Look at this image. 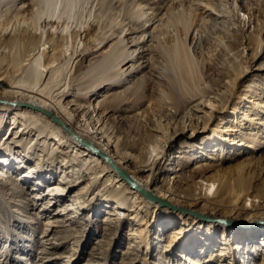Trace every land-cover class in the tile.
Segmentation results:
<instances>
[{
    "label": "rangeland",
    "instance_id": "1",
    "mask_svg": "<svg viewBox=\"0 0 264 264\" xmlns=\"http://www.w3.org/2000/svg\"><path fill=\"white\" fill-rule=\"evenodd\" d=\"M60 4L57 9L58 6L48 7L41 0H2L0 3V31L6 28L8 32L11 29L14 32L16 26H38L31 34L38 38L46 29L53 38L45 47L36 46L37 50L31 56V60L40 56L43 67L54 76L44 93L52 97L65 86L82 89L89 80L114 76L119 63L115 57L123 51L124 56L130 55L132 60L122 63L121 72L130 71L133 67L135 70L127 82L106 85L90 101L85 95L79 98L69 96L66 101L98 106L106 132L119 151L135 157L131 161L132 168L140 166V155L146 150L144 144L151 141L159 143L160 139L149 136L145 123V120L156 119V125L161 123L169 135L176 131L184 133L180 134L178 141L184 152L175 153L178 157L165 165L158 180L159 187L170 194L171 199L186 201L198 209L204 208L188 198L201 191L191 179L198 178L205 169L195 168V165L209 162L210 156H214L216 162L212 174L231 177L233 183L244 178L254 193H264L261 191L264 189V143L256 149L248 147L237 152L229 144L214 141L203 144L204 139L210 136L208 131L199 134L196 141L190 138L198 129L217 125L219 120L213 122L215 112L211 107L215 105L223 109L235 94L261 97L260 101H264V70L257 69L264 66V0H61ZM148 18L152 20L147 22ZM136 21L143 25L141 30L126 35L127 28H139ZM5 35L14 37L12 33ZM151 35L153 41H146ZM124 37L130 41L128 46L120 42ZM125 47L128 52L123 50ZM53 48L58 52L55 60H52V52L56 51ZM5 56L6 62H3ZM9 59L0 52V93L13 86L12 75L15 73L7 65ZM181 60L185 68H182ZM82 64L83 71L96 66L86 76V82L83 78L86 73L79 74L78 71ZM158 67L168 68L170 74H164L165 77L179 87L172 95L167 83L156 78L159 76L156 72ZM244 74L248 76L236 89L237 78ZM105 93L125 96L121 97L122 105L121 100L116 99L100 103L101 95ZM243 110L252 113L247 107ZM229 119L232 117L227 115L225 122ZM8 123L0 134L1 141H4ZM261 129L257 135L249 134L250 129H243L242 134L236 133V137H256L258 141H264V127ZM148 152L153 155V151ZM23 154L14 155L18 156V163H13V167H0L3 174L0 179V264L182 263L180 257L175 258L167 252L172 239L171 228L159 224L161 221L156 210L140 209V205L146 203L145 195L143 199L134 197L127 210H119L115 202L108 204L101 197L92 199V195H87L92 186L91 179L86 177L58 203L53 194L45 200L35 199L61 182L60 179L64 180L62 186L67 188L79 173L72 175V168L64 166L61 158L55 163L47 162L44 167L51 170L42 176L37 171L31 173V167H35L38 158L32 155L29 160ZM3 158L5 162L11 159L8 155L0 156ZM27 172L35 177L30 183L21 180L28 178L25 177ZM148 173L143 172L142 176L146 177ZM108 187L110 190L113 188ZM214 191L215 188L209 189V196L214 197ZM260 196L246 197L243 200L246 209L251 210L253 203H261ZM88 197L90 200L83 208L81 201ZM35 201L39 205L33 208ZM71 206L74 207L72 210L69 209ZM114 210L122 214H113ZM242 212L231 214V217L244 220L253 216L246 210V213ZM215 213L223 216L231 212L227 205ZM195 215L204 220L210 218L200 213ZM140 217L145 223L138 222ZM58 219L60 221H55ZM189 222L172 228H183L179 229L182 231L190 227L186 247L190 248L188 254L194 261L209 258L212 253L209 249H220L224 239L228 238L230 247L233 244L239 246L231 249L240 257L237 264H264V248L262 252L256 248L257 242L264 239V231L251 237L250 240L256 242L250 248L247 247L249 238L235 231L228 234L220 231L213 246L199 248L196 233L199 230V236L209 235V223L202 222L201 226L191 223L193 220ZM232 223L228 228L244 227L240 222ZM131 243L135 245L133 253L129 259L123 260L121 252ZM226 264H235V260L228 259Z\"/></svg>",
    "mask_w": 264,
    "mask_h": 264
},
{
    "label": "bare ground",
    "instance_id": "2",
    "mask_svg": "<svg viewBox=\"0 0 264 264\" xmlns=\"http://www.w3.org/2000/svg\"><path fill=\"white\" fill-rule=\"evenodd\" d=\"M59 1L61 0H41V2L46 3L48 7L58 6L57 9L61 6V4L59 5ZM1 2L2 0H0V3ZM52 14L53 13H51V15ZM151 20V18H148L147 22ZM136 24L137 26L139 25V28H127L126 35L141 30L140 28H142L143 25L140 21H136ZM34 29H38V26H16L14 32H12V29L8 32L6 28L0 31V52H4L10 57L7 61V65L15 73L12 75L13 86L6 88L0 93V99L5 101L0 103V114L3 116V118L0 119V134L6 123L9 122L5 129L4 141L0 140V156L8 155L11 157V159H7L6 162L4 158L0 159V167L4 165L13 167V163H18V156L16 157L14 155L23 154L20 150L22 149L24 151L23 156L27 157L29 160L33 158L32 155L38 158L37 164L35 167H31L30 172L37 171L38 174L42 176L44 172L51 170L46 169V166L44 167L47 162L55 163L61 158V160L64 161V166L72 168V175H74V173H79V177L73 179V183L67 188L62 186L61 183L64 182V180L60 179L61 182L55 184L52 188H48L47 192L45 191L43 195L35 196V199L45 200L49 195L53 194L56 195L57 200L55 202L58 203L65 198L66 194H68L71 189L75 188L76 185L80 184L87 177L91 179L90 182L92 186L88 190L87 195H92V199L101 197L102 200L108 204L115 202L114 205L117 209L127 210L136 197L143 199L145 196L138 188L134 187L119 173V168L140 187L146 189L156 197L155 200L146 197L148 200L145 199L146 203L144 205L142 203L140 209L142 210L147 207L156 210L158 220L161 221L159 224L171 228L169 230L172 239L167 252H170L171 256L175 258L180 257L182 259V263L180 264H204L205 262H209L210 264H226L228 259L235 260V264H237L240 261V257H238L237 254L234 255V251L231 249L239 248V246L233 244L232 247H230L229 245L231 243L228 238L224 239L225 241L220 249H209L212 251L209 258L204 261H194V259L189 256L190 253L188 254V252H191L188 251L190 248L186 247L189 244L190 227L179 231V229L183 228L174 229L172 226H184L190 220H193L191 223L196 222V224L202 226V222L208 221V227H210L211 231L209 235H204L205 237L199 236L201 231L198 230L196 233L195 230L198 236L197 246L199 248L201 246H213L217 241L216 235H218L220 231L224 234L235 231L237 234L244 235L245 238H249L247 241L249 245L247 243L244 244H247V247L250 248V245H252L254 241L256 242V240H250L251 237L253 238L256 234L264 231V193L260 194L261 196L259 193H254L252 186L248 183L249 181L244 178H239L235 181V184L232 182L231 177L217 173L212 174L211 172L214 170L216 162L214 156H210L209 162L204 163V161L202 164L195 165V168L205 169V172L198 178L193 177V179H191L195 187L199 188L201 191L198 194L194 192V194L190 195L188 198L197 206L201 205L204 206V208L198 209L194 207V205L186 203V201H175L171 199L170 194L159 187L158 180L161 179L165 165L173 158L178 157L175 153L184 152L183 146L178 144L179 137L184 133L176 131L173 135H169V131L166 130L161 123H157L156 125V119L145 120L149 136H155V138L157 137V139L160 140L158 141L159 143L151 141L144 144L143 148H146V150H143L140 155L141 164L138 168L134 169L132 168L131 161L135 157L127 152L124 153L119 151L115 141L112 140L106 132L105 123H103L104 120L102 121L100 118V111L97 110L98 106H93L91 103L81 104L66 101L69 96L79 98L83 95L90 101V98L106 85H118L121 82H127L135 70L133 67L130 71L121 72L122 63L126 60H132V56H124L125 53L122 51V54L120 53L115 57L119 63L118 71L114 76L97 77L89 81H87L86 76L91 73L96 66L85 68L86 70L83 71L84 64H82L78 71L79 74L83 72L86 73L83 77L84 81H87L85 88L79 89L73 85H68L58 89V92L51 97L48 95L49 93H44V90L51 83L54 76L51 71H47L43 67L40 56H35L33 60H31V56L36 52V46L45 47L53 38L46 29L41 31V36L37 38L31 34L32 31H35ZM11 33L14 35L13 38L5 35H11ZM149 39L151 42L154 38L151 35L146 41H149ZM120 42L123 45L126 44V46L130 43L128 38L126 39L125 37L122 38ZM133 45H135V43ZM126 48L127 47L123 50L128 52ZM54 49L56 51L52 52V60L58 57L57 49L53 48V50ZM22 50L23 53L21 52ZM6 58L5 56L3 62H6ZM181 65L182 68H185L183 62ZM158 68L159 71L156 72L159 76L156 75V78H162L165 83H167L166 85L169 86L172 95L177 85L175 87V83L171 84L165 77L164 74H168L169 76V69L166 67ZM257 69L264 70V66H260ZM14 76L15 78H13ZM241 76L237 78L236 89L240 87L241 82L248 75L244 74L242 77ZM41 86L43 87L41 88ZM18 93H22V95L19 96L17 95ZM112 94L113 93H105L101 95L103 98L100 99L99 102L103 104L111 99L121 100V95ZM233 98L234 99L229 105L223 107V109L216 108L215 105L211 107L215 112L212 119L213 122L219 120L217 125H208L205 128L198 129L194 131L196 133H193V136L190 138L196 141L198 140L197 136H199V134L208 131L210 136L204 139L203 144L205 143L208 145L209 141L226 145L229 144L237 152L242 148L249 147L256 149L258 146H262L264 141H258V138L255 137L251 139L242 137L239 139L238 136L236 137V133L239 132L242 134L241 132H243V129H250L249 134L251 135H257L259 133L261 127H264V118L261 117L264 116V101H260L261 97L255 98V96L253 97L248 94H243L241 96L235 94ZM122 103L121 100L120 105H122ZM23 104L25 107H23ZM243 107L252 110V113L246 110L242 111ZM42 109L48 112H43ZM226 114L232 117L228 122H225L227 120ZM154 121L155 124L152 123ZM239 133L238 135H240ZM249 139H251V142ZM199 146L206 148L203 147L202 144H199ZM150 150L153 151V155H149L148 151ZM4 152L7 153L4 154ZM103 154L108 156L116 166L105 159ZM182 158L188 161V159ZM143 172L149 173L144 177L142 176ZM2 176L3 174L0 172V179H2ZM25 177L28 178L21 179L25 183L28 181L30 183L31 179L35 178L28 172L25 174ZM7 184L6 182L5 185ZM108 186H112L113 188L110 190ZM211 188H215L214 197L209 196L208 190ZM261 191L264 192V189ZM248 196H253L255 198L260 196L262 202L259 204L253 203L255 208L252 207L251 210L246 209L243 200ZM173 197L175 198L176 195ZM88 198L81 201L83 208L86 206V202L90 200V198ZM253 201H256V199H253ZM231 202L234 204H231ZM32 204L34 206L33 208L39 205L36 201ZM227 205L230 208V214L220 216L215 213L224 206L227 207ZM73 208L74 207L71 206L69 209L72 210ZM119 210H114L115 213L113 214H122ZM245 210L251 212L253 216L244 220H237L231 217V214L234 215L238 212L243 211L242 213H246ZM196 213H200L202 216L210 217L211 219L204 220V218L195 215ZM109 220L111 219H107V221ZM140 220L144 222V219L142 220L141 217L138 222H140ZM55 221H60V219ZM235 221L244 224V227L239 229H237V227L234 229L228 228V226ZM134 246L135 245L131 243L128 249L122 250L121 256L123 260L133 253L132 249ZM256 248L262 252V248H264V239L261 240L260 243L257 242ZM174 260L176 261V259Z\"/></svg>",
    "mask_w": 264,
    "mask_h": 264
},
{
    "label": "water",
    "instance_id": "3",
    "mask_svg": "<svg viewBox=\"0 0 264 264\" xmlns=\"http://www.w3.org/2000/svg\"><path fill=\"white\" fill-rule=\"evenodd\" d=\"M3 102H5L4 100H2V99H0V103H3ZM24 105V104H23ZM43 110V109H42ZM43 112H48V111H46V110H43ZM103 157L105 158V159H107L108 161H110L114 166H116V164L108 157V156H106V155H104L103 154ZM118 170H119V173L123 176V177H125L126 178V180L128 181V182H130L134 187H136V188H138L148 199H153V200H155L156 199V197L155 196H153L150 192H148L146 189H144V188H142V187H140L137 183H135L132 179H130V177H128V175L123 171V170H121V169H119L118 168Z\"/></svg>",
    "mask_w": 264,
    "mask_h": 264
}]
</instances>
